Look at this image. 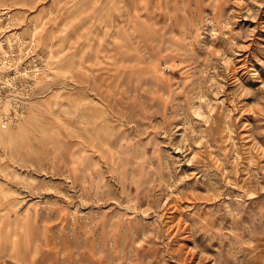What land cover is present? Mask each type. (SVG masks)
I'll return each instance as SVG.
<instances>
[{
	"label": "rangeland",
	"instance_id": "rangeland-1",
	"mask_svg": "<svg viewBox=\"0 0 264 264\" xmlns=\"http://www.w3.org/2000/svg\"><path fill=\"white\" fill-rule=\"evenodd\" d=\"M1 41L0 264H264V0H0Z\"/></svg>",
	"mask_w": 264,
	"mask_h": 264
},
{
	"label": "built area",
	"instance_id": "built-area-1",
	"mask_svg": "<svg viewBox=\"0 0 264 264\" xmlns=\"http://www.w3.org/2000/svg\"><path fill=\"white\" fill-rule=\"evenodd\" d=\"M18 36H20V35H18ZM16 38H18V37H16ZM0 44H2V45H0V48L4 47L3 41H1ZM33 50H34L33 45H29L27 47V52L31 53L28 56L29 59L27 62V64H28L27 66H28V70H29L30 75H31L30 76L31 79L36 80L40 73H42L44 70L48 69V67H47L48 59L44 54H37L36 55ZM20 116H22V115H20Z\"/></svg>",
	"mask_w": 264,
	"mask_h": 264
}]
</instances>
